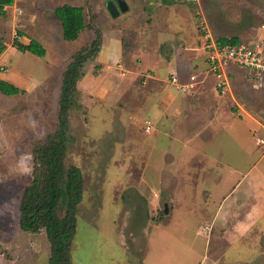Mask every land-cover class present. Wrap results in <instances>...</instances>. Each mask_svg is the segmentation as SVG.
I'll return each instance as SVG.
<instances>
[{"label": "rangeland", "instance_id": "obj_1", "mask_svg": "<svg viewBox=\"0 0 264 264\" xmlns=\"http://www.w3.org/2000/svg\"><path fill=\"white\" fill-rule=\"evenodd\" d=\"M97 1L101 0H25L30 11L21 13L15 24L5 20L0 28V36L11 43L17 30L32 36L35 30L44 31L46 21L56 40L49 43L52 59H45L54 68L30 52L12 49L4 57L8 71L1 74L13 83L18 80L23 93L0 95V264H48L47 235L44 229L35 233L20 229L19 203L31 181L33 149L57 128L62 70L72 52L94 36L86 30L76 47H70L61 39L52 9L63 3L90 8ZM245 1L262 9L252 15L250 29L258 33L264 23V0ZM239 2L199 0L188 5L195 10L197 29L203 31V9L222 4L233 9ZM105 6L112 16L119 15L117 0H107ZM33 12L44 14L34 30L28 25ZM248 37L244 41L264 40V33ZM55 54L61 58L55 59ZM125 55L117 64L97 66L95 57L85 62L84 75L90 76L78 81L69 112L64 166L74 164L83 174L72 264H204L207 236L202 226L229 204L246 208L253 192L264 190V145L255 139L264 137V79L260 82L248 75V69L236 67L239 73L231 76V94L218 97L199 91L191 97L188 111L179 118L167 114L161 124L150 101L179 94L169 81L144 83L141 74L127 81L132 73ZM143 63L156 67L164 79L169 77L171 65L161 58ZM49 68L52 73L47 74ZM42 75L45 80L24 89ZM208 83L209 79L203 84ZM147 119L152 122L149 133L144 131ZM152 190L161 192L158 204ZM166 200L173 203L169 214H163ZM162 219L163 224L149 234L148 225ZM259 260L264 264V253L253 264Z\"/></svg>", "mask_w": 264, "mask_h": 264}, {"label": "crops", "instance_id": "obj_2", "mask_svg": "<svg viewBox=\"0 0 264 264\" xmlns=\"http://www.w3.org/2000/svg\"><path fill=\"white\" fill-rule=\"evenodd\" d=\"M106 1L107 0H101L91 4L90 8H92V10L87 8L88 5L86 6L81 3L75 4L84 5L86 7L89 16L92 17L93 24L101 31V46L95 56V61L98 65L105 66L106 64H117L126 54L125 56L130 60L131 65L128 71L132 73L130 75L131 77L127 78V81L134 79L139 74L144 77L142 79L144 83L149 79L169 81L170 75L174 74L178 82L184 84L189 82L190 74H197L200 76L198 82L192 84V86L188 87L185 91L170 84V87L175 89L177 94H179L174 95L176 97L175 99L161 98L150 101V106L154 107L156 112H159V115L156 116V121L161 124H163V121H166L167 114H172L179 118L183 115H181V112L188 111L187 108H190L193 102L191 97L195 96L199 91H207L211 95L216 93L219 95L218 97L231 94V89L224 94H219L214 86V77L211 74L206 76L203 75L208 66L204 50V42L206 40L211 38L214 41L221 42L222 38L237 37L239 41H244L249 38L248 36L250 35H262V33H264V23H260V30L258 33H253V30L250 29L252 15L256 12L260 13L262 9H260L258 5L248 4V1L245 0H242V3H237L233 6V9L228 4H222V7L215 6L210 9V11H205L203 9L201 15V18H203V22L201 23V25L203 24V31L201 30L202 28L200 31L198 30L199 28L197 29L196 20L192 16L195 10L193 11L192 7L188 5L197 3L187 1L188 3L185 4L181 3L182 0H125L127 10H120L119 15L112 16L109 9L105 6ZM24 2L25 0H14L12 4L4 7L5 13L0 16V28L3 26L5 20L15 24L16 20H19L21 13H25V10L30 11L29 7L25 6ZM210 4L211 6L214 5V3ZM216 4L219 5L218 2ZM55 7L56 6H54L52 10H54ZM200 9L202 8L200 7ZM244 9L249 10L250 13L244 16L242 13ZM90 11H92L93 14H91ZM43 16V12H33L30 18L31 22L28 23V25L31 26L30 28L34 30V27H36L35 24L38 23L39 19H41L40 17ZM55 19V24L60 27L59 33L62 41L69 43L70 47H74V45L76 47L80 35L84 31L89 30L85 29L80 32L78 38L75 40L66 41L62 38L61 22L56 17ZM47 24L48 22L46 23V21H44L43 26L44 28L46 27L44 31H41V29L40 32L35 30V33L34 31L32 32V36H30L31 34L29 32V35H27L23 31L17 30L21 31L23 34L19 35L16 33L13 39H17L25 44L28 43L30 39H35L40 42L46 50L45 55L41 57L43 59V64L54 68L45 61V59H52L49 43L51 40L56 42L54 36H51V31L47 27ZM231 27L238 28V30ZM205 31H208L207 35H205ZM93 38L94 36L86 44ZM5 43L7 44V48L0 54V78L20 87L17 85L18 80L14 81L15 84L7 80V78L1 74L3 71H8L4 64L5 55L12 49L17 50L15 47H12V42L7 43L5 41ZM125 44H127V49L125 48ZM84 45L77 47L72 54ZM54 57L55 59L61 58V56L57 54H55ZM156 57L161 58L166 64L171 65L168 78L164 79L158 72L156 73V67L152 68L150 67L151 65H144V60H152ZM134 60H137L135 65H133ZM51 68L47 69V74H50L52 71ZM19 71L21 72V70ZM19 71H17L18 75L20 73ZM237 72L239 73L236 67H231L230 79H232L231 76L237 74ZM88 75V73H85L82 79L86 77L88 79L90 76ZM207 79L210 81V83H208L209 86L203 84ZM37 80H45V76L42 75L40 78L37 77L32 84L30 83L24 86V89H30L35 86ZM81 80H79V82ZM21 82L22 79L20 78L19 84ZM78 83L77 87H79ZM18 94L4 95L0 92V95L4 97H13ZM1 147L0 132V150ZM1 164L2 161L0 160V165ZM232 190H234V188ZM152 191L154 198H156V203L158 204L161 192L156 190ZM224 199H226V197ZM165 202L168 203L167 209L169 214L173 209V203L169 200ZM249 204L250 205L246 208H240L239 210L238 206L229 204L222 214H219V210L215 212L212 218L213 221L210 224L202 226L201 231L207 236L205 248L206 257L202 259V262L205 261L204 264H253L254 260L261 258V255L264 253V190L260 188L258 192H253ZM205 210L208 211V207H206ZM160 224H163V219L158 222L150 223L147 227L149 234H152L154 228ZM259 264L263 263L259 260Z\"/></svg>", "mask_w": 264, "mask_h": 264}, {"label": "trees", "instance_id": "obj_3", "mask_svg": "<svg viewBox=\"0 0 264 264\" xmlns=\"http://www.w3.org/2000/svg\"><path fill=\"white\" fill-rule=\"evenodd\" d=\"M13 2L0 0V16L5 13L4 7ZM53 13L61 22L64 40L77 39L85 29L92 30L94 38L71 55L62 71L57 128L33 149L32 177L20 199L18 224L25 232L35 233L44 229L50 242L48 264H72L71 243L76 232L78 204L82 200L83 174L74 164L67 168L64 166L68 118L77 83L84 75V64L94 58L100 49L101 31L93 24L84 5L63 3L56 6ZM17 33L23 34L21 31ZM221 42L238 43L239 40L229 37L222 38ZM11 45L21 52L39 57L46 53L43 45L35 39L26 44L13 39ZM6 48L7 44L0 36V54ZM0 92L4 95L23 93L19 87L1 78Z\"/></svg>", "mask_w": 264, "mask_h": 264}, {"label": "built area", "instance_id": "obj_4", "mask_svg": "<svg viewBox=\"0 0 264 264\" xmlns=\"http://www.w3.org/2000/svg\"><path fill=\"white\" fill-rule=\"evenodd\" d=\"M191 3H199V0H187ZM264 27V26H263ZM205 29V28H204ZM208 31H205V35ZM210 38V36H209ZM204 50L207 68L204 76L211 74L214 77V86L219 94H224L231 89L230 68L240 67L248 69V75L261 82L264 79V40L239 41L238 43L223 44L213 39L204 42ZM199 75L190 74L189 82L180 84L174 74L170 75L169 83L185 91L192 84L198 82ZM251 77V78H252ZM238 106L239 104L236 103ZM150 119L145 121V132L152 130ZM258 145H264L263 136H255Z\"/></svg>", "mask_w": 264, "mask_h": 264}, {"label": "water", "instance_id": "obj_5", "mask_svg": "<svg viewBox=\"0 0 264 264\" xmlns=\"http://www.w3.org/2000/svg\"><path fill=\"white\" fill-rule=\"evenodd\" d=\"M118 4H119V9L121 11H126L127 10V5H126V2L125 0H117ZM164 212H168V209H167V206L165 205V208H164Z\"/></svg>", "mask_w": 264, "mask_h": 264}]
</instances>
